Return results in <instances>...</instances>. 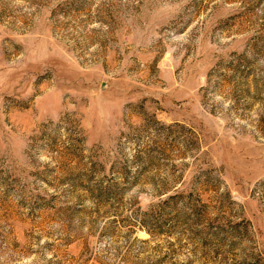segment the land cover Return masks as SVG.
Wrapping results in <instances>:
<instances>
[{
  "label": "rangeland",
  "instance_id": "rangeland-1",
  "mask_svg": "<svg viewBox=\"0 0 264 264\" xmlns=\"http://www.w3.org/2000/svg\"><path fill=\"white\" fill-rule=\"evenodd\" d=\"M0 264H264V0H0Z\"/></svg>",
  "mask_w": 264,
  "mask_h": 264
}]
</instances>
